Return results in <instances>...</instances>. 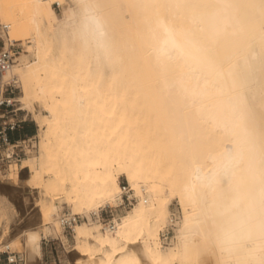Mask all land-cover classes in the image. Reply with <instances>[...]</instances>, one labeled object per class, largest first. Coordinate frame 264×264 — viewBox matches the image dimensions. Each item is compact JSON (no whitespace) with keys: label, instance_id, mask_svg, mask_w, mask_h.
I'll return each instance as SVG.
<instances>
[{"label":"bare ground","instance_id":"6f19581e","mask_svg":"<svg viewBox=\"0 0 264 264\" xmlns=\"http://www.w3.org/2000/svg\"><path fill=\"white\" fill-rule=\"evenodd\" d=\"M61 1L0 0L29 38L0 79L38 107L39 139L26 178L0 175V251L40 264L62 202L93 221L124 175L136 203L77 222L69 264H264V0H72L51 28Z\"/></svg>","mask_w":264,"mask_h":264},{"label":"rangeland","instance_id":"374dc122","mask_svg":"<svg viewBox=\"0 0 264 264\" xmlns=\"http://www.w3.org/2000/svg\"><path fill=\"white\" fill-rule=\"evenodd\" d=\"M74 6V3L72 0H62L61 4L57 5V3H51L50 5V11H51V16L48 15L47 17V24L53 28L55 21L60 20L63 15L68 14L70 9ZM4 24L2 20L0 19V49L4 47L5 44H13L17 48V57L20 56L21 53H25L26 50V45L27 41H29L28 35H23V33L20 30L14 29L12 30V35L10 34L8 28L3 29ZM9 48V47H8ZM12 84V83H11ZM17 86L14 94V98L17 99L20 98L22 92L20 87ZM16 106H21L20 102L15 103ZM38 108V107H37ZM34 110L32 112L31 110L24 109L23 111L18 112V118L19 119H24L25 121L22 123V127L18 130L13 132L12 137L13 139H18V138H23L24 136L29 138L30 140H27L28 143V148L26 150V155L22 158L21 164H18L16 168L19 169L17 176L20 179H24L27 176L26 168L24 165L26 164V159L32 155V153H37L38 152V136H37V131H38V126L35 119V114L37 113L38 109ZM24 161V162H23ZM21 166V169H20ZM15 169V167H13ZM7 171H3L0 173V175H6ZM14 176V175H12ZM14 176V177H17ZM119 185L122 186L125 184L127 187H129L126 178L124 175H121L119 177ZM130 188V187H129ZM129 194L132 196L130 199L131 203H128L126 199H124V203L119 205L116 204H106L105 209L107 210L106 213L103 216V219L101 223L103 225H107L109 221H111L113 218H118L119 216H122L123 214L126 213V211H129L131 207L136 203V198L132 195V191L129 192ZM118 202V201H117ZM120 202V201H119ZM117 205V206H115ZM6 210L9 214V226L10 228H13V224L15 225L18 223V214L15 213V209L19 210L18 205L14 204V206H11L7 203H5ZM101 210V209H100ZM72 212L71 205L68 202H62L61 207L58 211V215H60L62 212ZM91 212V211H90ZM169 212L170 216H175L176 218L178 217V220L175 223L174 229H170V233L168 235V240L167 243H163L160 237V241L162 242V245L164 247H170L173 244L174 241V236H175V229L177 223L180 221V208L179 205L177 204L175 199H172L171 202L169 203ZM86 215L92 214L93 218V213H85ZM17 215V216H16ZM83 218L82 221H86V218L84 215L80 214ZM89 221L87 223H98ZM80 222V223H81ZM168 224V223H167ZM166 227V226H165ZM164 227V228H165ZM163 228V229H164ZM0 230H2V227H0ZM161 234V233H160ZM43 236V234H42ZM41 257H40V264H69L71 261L72 257V249L75 246V239H74V232L73 230H64L60 232L58 236L56 235H51L48 236L47 238H41ZM12 250L18 251L16 248H11ZM22 251V249L20 250Z\"/></svg>","mask_w":264,"mask_h":264},{"label":"built area","instance_id":"2783aa9c","mask_svg":"<svg viewBox=\"0 0 264 264\" xmlns=\"http://www.w3.org/2000/svg\"><path fill=\"white\" fill-rule=\"evenodd\" d=\"M3 29H6V27ZM17 54V48L13 44L9 48L2 47L0 49V76L13 66ZM15 85L17 84L14 80L5 82L0 79V173L13 167L16 168L18 164H21L22 158L26 155L28 148L27 140H30L26 136L18 139H13L12 137L13 132L18 131L25 121L24 119L18 118V112L21 110L15 104L17 102L14 98L17 88ZM121 190V201L119 205L124 203V199L128 203H131L130 199L132 196L129 194L130 188L123 184ZM106 211L103 208L98 214H93L94 220L101 222ZM59 218L63 229L70 231L73 230V226L77 222H80L83 217L80 214H73L72 212L66 211L62 212ZM112 220L107 225H110ZM176 221L177 218L171 216L169 224L160 232L163 243H167L169 231L170 229H174ZM0 264H27L25 253L23 251L12 250L7 246L0 251Z\"/></svg>","mask_w":264,"mask_h":264}]
</instances>
